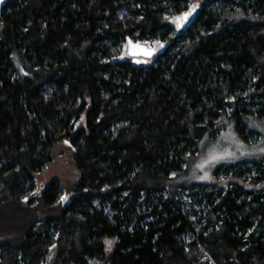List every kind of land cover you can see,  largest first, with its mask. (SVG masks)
I'll list each match as a JSON object with an SVG mask.
<instances>
[{
    "label": "trees",
    "instance_id": "16d2710c",
    "mask_svg": "<svg viewBox=\"0 0 264 264\" xmlns=\"http://www.w3.org/2000/svg\"><path fill=\"white\" fill-rule=\"evenodd\" d=\"M195 1L183 36L169 21L189 0L2 8L0 264H43L52 247L54 264H264V161L174 182L197 134L264 122V0ZM128 36L173 44L151 68L112 64ZM60 145L75 184L38 193Z\"/></svg>",
    "mask_w": 264,
    "mask_h": 264
},
{
    "label": "rangeland",
    "instance_id": "374dc122",
    "mask_svg": "<svg viewBox=\"0 0 264 264\" xmlns=\"http://www.w3.org/2000/svg\"><path fill=\"white\" fill-rule=\"evenodd\" d=\"M194 1L189 0L188 5ZM200 3L203 4V2ZM80 121L85 125V116ZM242 124L245 126L243 134L240 133L236 122L232 118L223 117L219 121L216 131L197 134L196 154L187 159L186 169L175 177L174 182L182 185L212 184L215 182L214 173L220 166L232 167L244 162H263L264 152H261L260 149H264V122L256 115H249L242 118ZM238 144L243 147L238 148ZM226 151L235 153V156L214 163L208 162L210 154L223 155ZM72 157L73 152L70 147L60 145L56 149L53 160L36 176L39 186L38 193L49 181L55 178L60 179L62 182L65 187L64 193H66V190L73 188L76 179V167ZM198 165H203V169ZM205 174H207V179L202 178ZM54 257V247H52L43 264H54Z\"/></svg>",
    "mask_w": 264,
    "mask_h": 264
},
{
    "label": "water",
    "instance_id": "95a60500",
    "mask_svg": "<svg viewBox=\"0 0 264 264\" xmlns=\"http://www.w3.org/2000/svg\"><path fill=\"white\" fill-rule=\"evenodd\" d=\"M8 1L9 0H3V3H0V12ZM193 4L198 5V7L193 12V14L188 18V20L184 23L183 27H181L180 29H177L176 25L172 23V20L176 16L182 15L184 12L178 13L170 17L169 25L176 32V36L185 35L189 31V28L198 20L203 10V4H201L199 1H194L191 4H189V7ZM129 41H132L131 45H129ZM157 41H159V43H157ZM172 44H173V38L167 39L165 41L160 39L146 41L141 39L134 40L128 36L126 38L125 43L123 44L121 52L116 56L112 57L111 63L112 64L130 63L132 64V66H134L137 69L151 68L158 62V60L161 57L164 56L165 52L170 48ZM136 45H139V47H136Z\"/></svg>",
    "mask_w": 264,
    "mask_h": 264
},
{
    "label": "snow or ice",
    "instance_id": "6c2138e0",
    "mask_svg": "<svg viewBox=\"0 0 264 264\" xmlns=\"http://www.w3.org/2000/svg\"><path fill=\"white\" fill-rule=\"evenodd\" d=\"M0 3H3V0H0ZM197 7H198V5H195V4L191 5L189 7L188 11L184 12L180 16H176L172 20V23H174L176 25L177 29H180L181 27H183L184 23L193 14V12L196 10ZM157 43H159V41H157ZM131 44H132V41H129V45H131ZM136 47H139V45H136ZM161 47H162V45H161ZM137 62H139V61H137ZM233 139H235V138L233 137ZM242 147H243L242 145L238 144V148H242ZM260 151L264 152V149H260ZM234 156H235V153H231V152H227V151L223 155H216V154L212 153V154H210V160L208 162L214 163V162H217L219 160L226 159L227 157H234ZM198 167H201V169H203V165H198ZM202 178L207 179V174H205V176ZM61 199H64V197H62ZM25 200H27V197H25ZM106 243L109 245V249H110L112 242L106 241Z\"/></svg>",
    "mask_w": 264,
    "mask_h": 264
}]
</instances>
